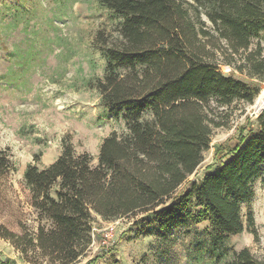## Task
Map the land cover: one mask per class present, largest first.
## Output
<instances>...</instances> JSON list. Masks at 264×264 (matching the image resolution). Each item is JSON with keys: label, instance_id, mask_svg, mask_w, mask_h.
<instances>
[{"label": "trees", "instance_id": "obj_1", "mask_svg": "<svg viewBox=\"0 0 264 264\" xmlns=\"http://www.w3.org/2000/svg\"><path fill=\"white\" fill-rule=\"evenodd\" d=\"M96 3L112 19V27L98 29L91 41L103 64L87 55L90 74L80 75L79 68L71 86L78 87L79 80L80 87L95 91L99 105L121 118L124 129L103 138L96 164L68 141L51 163L27 164L23 180L37 231L17 235L0 226V236L33 264H76L88 250L97 219L111 222L138 213L150 214L149 223L161 230L206 221L214 251L244 229L256 240L253 213L247 212L245 223L241 203L251 199L256 180L264 183V110L254 123L246 119L234 144L215 146L217 163L207 165L200 180L189 176L203 161L214 130L227 125L226 109L234 101L253 103L259 93L254 84L223 74L221 66L247 68L250 77L264 72V0ZM7 8L12 18L6 29L15 30L20 7ZM61 39L55 37L68 59L72 48ZM32 54L14 45L6 57L21 66ZM147 111L150 118L143 117ZM11 170L7 151L0 149V179ZM0 264L12 262L6 258ZM224 264L264 261L243 247Z\"/></svg>", "mask_w": 264, "mask_h": 264}, {"label": "rangeland", "instance_id": "obj_2", "mask_svg": "<svg viewBox=\"0 0 264 264\" xmlns=\"http://www.w3.org/2000/svg\"><path fill=\"white\" fill-rule=\"evenodd\" d=\"M15 4L20 7L14 17L17 27L8 31L6 24L12 16L7 6ZM111 21L96 0H67L64 4L59 0H0V149L7 151L14 166L0 179V226L17 235L25 231L34 234L39 224L23 180L27 164L42 167L51 163L60 154L64 141L70 142L77 153H89L96 164L103 138L124 129L121 118L115 119L99 105L95 91L80 87L79 80L78 87L71 86L79 68H82L80 75L90 74L87 55L92 53L102 67L91 41L98 29H110ZM24 23L28 24L26 34L21 31ZM55 37H62L59 43L65 40L70 45L71 57L66 59L60 54L65 49L56 43ZM14 45L23 51L32 50L29 60L25 59L21 66L6 57ZM101 67L95 74L101 73ZM221 72L254 84L259 93L253 103L234 101L226 109L230 114L227 125L214 130L210 148L189 180H200L207 172L206 166L217 163L215 146L226 141L234 144L246 119L254 123L259 114L255 105L264 90V72L259 77H250L247 68L238 70L229 65H222ZM150 115L147 111L143 117ZM252 191L251 199L241 203V215L246 223L247 212L253 213L256 240L244 229L229 236L221 249L214 251L206 221L161 230L149 223L150 214L138 213L111 222L97 219L90 231L92 241L88 250L76 264H87L95 257L98 258L95 264H224L234 251L243 247L264 261V183L256 180ZM190 206L193 208L192 201ZM40 223L50 226L46 220ZM111 225L115 231L112 237H107ZM219 254L224 255L218 258ZM6 258L12 264H33L0 236V260Z\"/></svg>", "mask_w": 264, "mask_h": 264}, {"label": "bare ground", "instance_id": "obj_3", "mask_svg": "<svg viewBox=\"0 0 264 264\" xmlns=\"http://www.w3.org/2000/svg\"><path fill=\"white\" fill-rule=\"evenodd\" d=\"M256 105H257L258 107H260V108H264V90H263V92L261 93L259 99L257 100ZM256 105H255V106H256Z\"/></svg>", "mask_w": 264, "mask_h": 264}, {"label": "built area", "instance_id": "obj_4", "mask_svg": "<svg viewBox=\"0 0 264 264\" xmlns=\"http://www.w3.org/2000/svg\"><path fill=\"white\" fill-rule=\"evenodd\" d=\"M107 229H108L107 230V237H112L114 234V231H115V227L113 225H111Z\"/></svg>", "mask_w": 264, "mask_h": 264}, {"label": "water", "instance_id": "obj_5", "mask_svg": "<svg viewBox=\"0 0 264 264\" xmlns=\"http://www.w3.org/2000/svg\"><path fill=\"white\" fill-rule=\"evenodd\" d=\"M264 110V108H260V107H258L257 105L255 106V112H258L259 114L262 112ZM255 114V113H254ZM258 114V115H259ZM257 115V116H258Z\"/></svg>", "mask_w": 264, "mask_h": 264}]
</instances>
